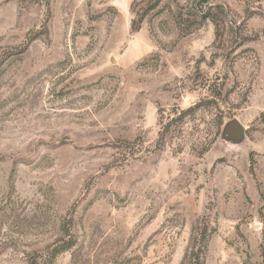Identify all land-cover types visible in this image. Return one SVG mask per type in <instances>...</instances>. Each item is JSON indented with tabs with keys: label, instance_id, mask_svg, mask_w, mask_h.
<instances>
[{
	"label": "rangeland",
	"instance_id": "rangeland-1",
	"mask_svg": "<svg viewBox=\"0 0 264 264\" xmlns=\"http://www.w3.org/2000/svg\"><path fill=\"white\" fill-rule=\"evenodd\" d=\"M0 64V264L262 263L264 0H0Z\"/></svg>",
	"mask_w": 264,
	"mask_h": 264
},
{
	"label": "trees",
	"instance_id": "trees-1",
	"mask_svg": "<svg viewBox=\"0 0 264 264\" xmlns=\"http://www.w3.org/2000/svg\"><path fill=\"white\" fill-rule=\"evenodd\" d=\"M162 1V0H159ZM143 20L141 19V22ZM3 64H0V67ZM201 105H196L193 109H199ZM222 124L217 126V133H219ZM210 228L205 222L199 221L192 230L191 244L188 253L182 264H205L206 253L208 250V244L210 240ZM74 246L72 241L62 243L60 246H56L48 257L47 264H54L57 257L70 250ZM264 264V244L262 246V263Z\"/></svg>",
	"mask_w": 264,
	"mask_h": 264
},
{
	"label": "water",
	"instance_id": "water-1",
	"mask_svg": "<svg viewBox=\"0 0 264 264\" xmlns=\"http://www.w3.org/2000/svg\"><path fill=\"white\" fill-rule=\"evenodd\" d=\"M246 138V128L244 125L234 119L226 123L221 132V139L230 144H242Z\"/></svg>",
	"mask_w": 264,
	"mask_h": 264
}]
</instances>
